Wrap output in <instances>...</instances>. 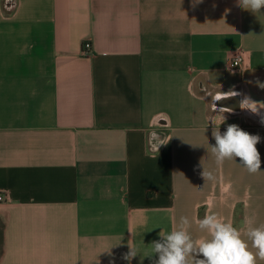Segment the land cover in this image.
Masks as SVG:
<instances>
[{
  "label": "crops",
  "instance_id": "0c3cea01",
  "mask_svg": "<svg viewBox=\"0 0 264 264\" xmlns=\"http://www.w3.org/2000/svg\"><path fill=\"white\" fill-rule=\"evenodd\" d=\"M257 81L264 10L237 0H0V264H129V244L155 264L181 216L264 225V109L240 107ZM223 116L260 135L261 171L217 166Z\"/></svg>",
  "mask_w": 264,
  "mask_h": 264
},
{
  "label": "clouds",
  "instance_id": "9594fccd",
  "mask_svg": "<svg viewBox=\"0 0 264 264\" xmlns=\"http://www.w3.org/2000/svg\"><path fill=\"white\" fill-rule=\"evenodd\" d=\"M202 0H193V6ZM238 6L254 14L264 10V0H237ZM258 87L264 89V82L257 81ZM238 95L235 91L224 92V95L213 97L214 101ZM242 109L259 114L264 109V102L245 97L241 103ZM226 118L217 120L213 117L209 121L211 136L215 143L210 151L215 157L217 166H223L226 160H237L251 174L261 171V153L257 144L261 141L259 134H251L242 129L238 124L227 125L221 132V125ZM264 123V120L261 121ZM168 140H161L153 147L159 152L162 145H167ZM193 145V144H192ZM204 146V145H193ZM205 147V146H204ZM207 151L209 149L205 147ZM202 167L200 172L205 183L214 181V174L204 167L203 160L197 165ZM208 207H212L211 201ZM193 222L206 233L203 238H194L190 229ZM246 228L242 229L225 220L216 213H205L203 218L190 220L181 216L178 224L174 221L170 231L159 232L160 239L151 243V252L143 257L158 256L155 264H258L264 260V225L252 226L253 221L245 220ZM130 251L124 254V259L129 261L138 255V252L129 244ZM110 252V250H109Z\"/></svg>",
  "mask_w": 264,
  "mask_h": 264
},
{
  "label": "built area",
  "instance_id": "2783aa9c",
  "mask_svg": "<svg viewBox=\"0 0 264 264\" xmlns=\"http://www.w3.org/2000/svg\"><path fill=\"white\" fill-rule=\"evenodd\" d=\"M93 47H94V43L91 42L90 40H85L83 42V49L85 51H88V50L90 51ZM244 61H245L244 53L238 52L232 57L230 65L235 69L240 68L243 65ZM0 199H3V196L1 194H0Z\"/></svg>",
  "mask_w": 264,
  "mask_h": 264
}]
</instances>
